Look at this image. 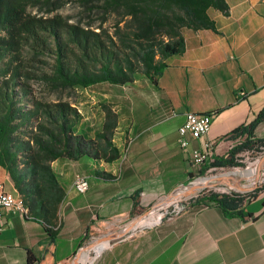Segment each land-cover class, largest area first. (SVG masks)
<instances>
[{"label":"crops","instance_id":"obj_1","mask_svg":"<svg viewBox=\"0 0 264 264\" xmlns=\"http://www.w3.org/2000/svg\"><path fill=\"white\" fill-rule=\"evenodd\" d=\"M225 1L228 14L208 10L217 33L183 30L185 50L167 60L157 86L147 79L115 85L131 90L113 107L115 129L127 131L113 135L121 150L118 159L51 163L64 189L53 223L44 225L24 209L3 214L0 264H73L88 242L121 229L194 178L192 149L212 144L208 166L237 143L231 132L254 120L264 107V0ZM187 112L211 113L213 118L204 137L189 138L181 148L178 128ZM253 134L264 138V119ZM76 173L88 180L83 194L73 188ZM0 183L15 192L1 167ZM241 213L193 203L151 224L158 214H147L152 219L143 222V216L136 232L105 244L89 264H264V190L247 199Z\"/></svg>","mask_w":264,"mask_h":264},{"label":"trees","instance_id":"obj_2","mask_svg":"<svg viewBox=\"0 0 264 264\" xmlns=\"http://www.w3.org/2000/svg\"><path fill=\"white\" fill-rule=\"evenodd\" d=\"M27 1L0 0V32L5 34L0 35V167L27 210L25 215L50 225L57 218L64 197L63 186L51 163L57 159L76 162L118 159L121 150L109 136V131L116 127V115L107 109L103 130L90 139L78 129L80 116L69 103L59 101L49 105L27 99L28 92L19 82L24 72L16 63L21 55L22 38L32 40L35 50L45 45L48 38L54 41L55 64L48 81L58 87L130 85L141 78L157 86L158 78L168 66L167 60L185 50L183 30L217 33L208 10L226 15L229 7L225 0H86L98 3L104 21L114 17L112 27L119 42L117 47L103 28L95 32L56 18L36 20L39 22L36 26L35 21L23 20ZM124 20L125 28L130 29L127 32L120 27ZM41 31L44 34H39ZM101 35H105L103 40ZM263 119L264 107L254 120L231 132L232 138H238L237 143L223 156L212 158L208 167L241 166L238 161L241 152L260 151L264 138H255L253 131ZM198 173L201 175L204 170ZM99 175L110 178L106 173ZM243 197L236 192L210 191L199 201L243 216L241 206L248 199Z\"/></svg>","mask_w":264,"mask_h":264},{"label":"rangeland","instance_id":"obj_3","mask_svg":"<svg viewBox=\"0 0 264 264\" xmlns=\"http://www.w3.org/2000/svg\"><path fill=\"white\" fill-rule=\"evenodd\" d=\"M52 18L59 19L63 22H67L68 24L76 25L83 29H91L95 32H99L103 28L105 31H107L109 36L113 37L117 47L119 45L116 37L113 36L114 28L112 26L114 24V17H108L107 21H104L105 15L100 9L98 3H91L86 0L27 1V4L24 7L23 20L25 19L27 22L35 21L36 26L39 25V22H36V20L44 21ZM120 27L126 32L130 30L129 28H125V20L120 23ZM1 34H3V31L0 32V35ZM39 34H44V32L41 31ZM4 35L5 34L2 36ZM21 36L25 37L23 34ZM104 36L105 35L100 36L102 40L105 38ZM34 45L35 44L32 42V40L22 38V40L19 42L21 55L19 61L16 62L20 65L21 70L24 72V75L20 78L19 82L22 86H24V90H27L28 92L27 96H25L27 99L31 101L38 100L43 104L49 105L59 101L69 103V105L73 107L80 116L78 129L84 131L87 138L90 139L95 138L96 134L103 130V125L106 121L105 111L107 109H110L116 115L117 121V114L114 112L113 107L118 103L124 102V98L130 95L131 90L127 89V87L122 89L119 86L109 83H98L88 88L58 87L57 85L48 81L49 75L52 73L53 66L55 64L54 41L51 38H48L46 44L41 48H37L36 50L33 49L35 48ZM70 47L73 48L72 45H70ZM73 59L74 58L71 57L72 62ZM138 80H144V78ZM125 129L126 128L123 127L118 130L112 128L109 131L110 138L113 139V135L116 131L122 132ZM126 139L128 140L129 138L126 137L125 140ZM126 148H124V151ZM262 156H264V147L261 148L260 151H243L238 155V161L240 164H242L241 166L223 168L212 167L209 170V167L204 165L201 168V170H204V173L201 175L197 173L198 175L196 174L194 178L189 181H201L206 180L207 178L211 181L212 179L218 178L223 174H229L231 172L243 170ZM240 182L245 185L251 184V181L247 176H242ZM255 182L256 183L252 190L236 193L243 194V198L250 199L253 197V195H256L259 190H264V169L261 170V173L258 178L255 179ZM216 183L217 180H213L210 185H214ZM210 191L217 193L235 192L228 190L224 186L218 185L213 187H205L197 191L195 194L185 197L183 196V191L178 190L173 200L177 197L178 200H180L177 202H172V200L171 204L163 207L160 210L153 211L155 212L153 214H158V217L148 224L158 221L160 218V213L162 214L161 218H165L179 213L187 205H191L193 203L196 204L197 202H200L199 205H204L205 203L207 204V201L199 200L203 197L206 198ZM14 193L17 195L16 192ZM137 216H139V214ZM103 246L90 249L87 252L85 251L81 258L86 254L85 260L88 261L86 264H89L90 262L94 261L96 252L98 253ZM85 260L82 261L83 264H85Z\"/></svg>","mask_w":264,"mask_h":264},{"label":"built area","instance_id":"obj_4","mask_svg":"<svg viewBox=\"0 0 264 264\" xmlns=\"http://www.w3.org/2000/svg\"><path fill=\"white\" fill-rule=\"evenodd\" d=\"M212 118L213 115L211 113L187 112L183 123L178 128L179 146L186 148L189 143V138L198 140L204 137L210 129ZM211 152L212 144L210 142H205L202 148H194L189 152L190 167L196 174L209 161ZM208 169L210 170L211 168ZM88 187L89 183L87 178L80 173H76L73 183L74 190L78 194H83L87 191ZM22 207L21 200L18 199L17 195L7 191L3 184L0 183V231L4 226L2 221L3 214L7 210L13 209L22 213Z\"/></svg>","mask_w":264,"mask_h":264},{"label":"bare ground","instance_id":"obj_5","mask_svg":"<svg viewBox=\"0 0 264 264\" xmlns=\"http://www.w3.org/2000/svg\"><path fill=\"white\" fill-rule=\"evenodd\" d=\"M264 169V156H262V157H260V158H258V159H256V161L255 162H253V163H251L248 167H246L245 169H243V170H238V171H235V172H231V173H229V174H223V175H221L220 177H218V178H215V179H212L211 181H210V179H206V180H201V181H194V182H192V184H193V186L195 187V189H197V191H199V190H201V189H203V188H205V187H211V186H218V185H221V183L222 182H225V181H228L229 183H236V184H238L239 186H241V187H244V188H250V187H253L254 185H255V179H257L258 178V176L260 175V173H261V170H263ZM242 176H247L248 178H249V180L251 181V186L250 185H245V184H242L241 182H240V179H241V177ZM199 179V178H198ZM213 180H217V183L216 184H214V185H210L212 182H213ZM73 183H74V181H73ZM19 199V198H18ZM173 198L170 200V201H168L167 203H165V204H161L160 206H159V208H157V209H155V210H160V209H162L163 207H165V206H167V205H169V204H171L172 202H177V201H179L178 200V197L177 198H175L173 201ZM172 201V202H171ZM178 204V203H177ZM25 210V209H24ZM155 210H153V211H155ZM26 211V210H25ZM153 211H151V212H149L148 214H151V213H155V212H153ZM147 215V214H146ZM146 215H144V218H143V216H141V217H139L135 222H134V224L130 227V228H128L127 229V231H128V233H134V232H136L137 231V229H136V226H137V224L139 223V220H141L142 218H143V222H148L150 219H152V218H150V217H147ZM161 216H162V214L160 213V218H161ZM158 217V216H157ZM153 218H155V217H153ZM147 226H146V224L145 225H143V226H141V227H139V228H141V229H143V228H146ZM105 244H110V242H107V241H93V243L91 244V246L90 247H88V248H85V249H83L81 252H80V254H79V262H80V258H81V256H82V254L86 251H89L90 249H93V248H97V247H101V246H103V245H105Z\"/></svg>","mask_w":264,"mask_h":264},{"label":"water","instance_id":"obj_6","mask_svg":"<svg viewBox=\"0 0 264 264\" xmlns=\"http://www.w3.org/2000/svg\"><path fill=\"white\" fill-rule=\"evenodd\" d=\"M221 186H224L228 190L235 191V192L249 191V190H252L253 187H254L253 186V187H250V188H244V187L239 186L236 183H229L228 181L222 182ZM211 187H213V186H211ZM178 190H182L183 191V196H185V197L191 196V195H193V194H195L197 192V189H195V187L193 186L192 182L189 181V182H186L184 184H181V185L175 187L164 199L158 201L157 203L152 205L148 210H146L145 212H143L139 216L133 218V220H131L128 224H126L121 229H119L117 231H114V232H111V233H108V234H105V235L101 236L100 238H97L95 241H99V240L101 241L102 240V241L110 242L112 244L115 241L121 240V239L129 236L132 233H128L127 229L130 228L139 217L148 214L149 212L159 208V206L161 204H165L168 201H170L172 198H174V196L176 195V192ZM92 243H93V241L88 243L87 245L83 246L82 248H80L78 250V252L75 254V256L73 258V264H80V262H79V254H80V252L83 249L90 247Z\"/></svg>","mask_w":264,"mask_h":264}]
</instances>
